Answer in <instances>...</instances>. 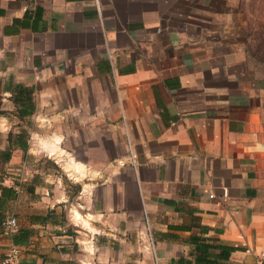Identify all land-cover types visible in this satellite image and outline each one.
<instances>
[{
  "label": "crops",
  "instance_id": "obj_1",
  "mask_svg": "<svg viewBox=\"0 0 264 264\" xmlns=\"http://www.w3.org/2000/svg\"><path fill=\"white\" fill-rule=\"evenodd\" d=\"M244 1L0 0V223L19 226L0 264L13 245L21 264H264Z\"/></svg>",
  "mask_w": 264,
  "mask_h": 264
},
{
  "label": "rangeland",
  "instance_id": "obj_2",
  "mask_svg": "<svg viewBox=\"0 0 264 264\" xmlns=\"http://www.w3.org/2000/svg\"><path fill=\"white\" fill-rule=\"evenodd\" d=\"M243 14L239 16L237 21L241 23V33L243 37H250L254 39L251 42L250 48L252 54L255 55L257 64L260 63L264 67V0H245L243 2ZM255 62V63H256ZM54 126L42 124L41 122H34L28 125L26 130L38 131L33 137H47V134L54 136ZM5 132L0 131V137L2 133L7 136L8 127H5Z\"/></svg>",
  "mask_w": 264,
  "mask_h": 264
},
{
  "label": "trees",
  "instance_id": "obj_3",
  "mask_svg": "<svg viewBox=\"0 0 264 264\" xmlns=\"http://www.w3.org/2000/svg\"><path fill=\"white\" fill-rule=\"evenodd\" d=\"M30 99H31V90H28L27 87L23 86V85H18L15 88V93L13 94V101L15 103V105L18 108V113L20 114V116L25 117L26 115H28L29 113H31L33 111V107L30 103ZM9 137H13L12 132L9 133ZM15 137H27V135L24 133L19 134ZM0 188L2 190V195L6 192L9 191L11 193V191H13V189L5 187L3 185H0ZM195 242H197V244L199 242H204V239L202 238H195ZM206 247L208 248L209 245L203 243V245H201V247ZM231 250V249H230ZM229 254H226L225 257H228ZM197 262L201 263V264H205L206 261V257L202 256V257H198L197 258Z\"/></svg>",
  "mask_w": 264,
  "mask_h": 264
},
{
  "label": "built area",
  "instance_id": "obj_4",
  "mask_svg": "<svg viewBox=\"0 0 264 264\" xmlns=\"http://www.w3.org/2000/svg\"><path fill=\"white\" fill-rule=\"evenodd\" d=\"M134 162V158L132 159ZM1 232L5 237H12L18 231V218L16 215L5 216L0 223ZM4 262L6 264H21L19 247L13 245L6 252Z\"/></svg>",
  "mask_w": 264,
  "mask_h": 264
},
{
  "label": "bare ground",
  "instance_id": "obj_5",
  "mask_svg": "<svg viewBox=\"0 0 264 264\" xmlns=\"http://www.w3.org/2000/svg\"><path fill=\"white\" fill-rule=\"evenodd\" d=\"M80 164V163H79ZM74 165H76V164H74ZM83 168V167H82ZM79 169H81V167L79 168ZM82 170V169H81Z\"/></svg>",
  "mask_w": 264,
  "mask_h": 264
}]
</instances>
